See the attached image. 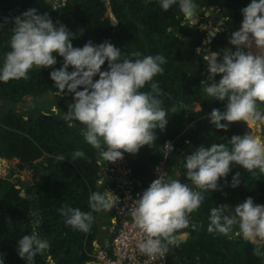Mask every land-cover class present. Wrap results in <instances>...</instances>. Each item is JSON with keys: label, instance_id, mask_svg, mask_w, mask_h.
Here are the masks:
<instances>
[{"label": "trees", "instance_id": "obj_1", "mask_svg": "<svg viewBox=\"0 0 264 264\" xmlns=\"http://www.w3.org/2000/svg\"><path fill=\"white\" fill-rule=\"evenodd\" d=\"M200 1L203 0H195L196 3ZM250 2L206 0L198 20L191 25L183 22L178 4L164 11L158 0H64L59 6H54L53 0H0V66L4 53L10 50L14 18L32 8L38 14L47 12L57 27L66 26L75 36L74 47L82 48L89 41L94 45L109 41L121 49L122 56L135 52L140 53V58L164 55L168 61L163 66L164 74L155 80L163 92L160 97L163 107L170 110L176 106L177 112L169 113L163 131L156 130V144L141 148L135 155L125 154L134 176L141 179L147 189L153 181L149 165L161 157L163 142L171 139L174 147L166 160L169 177L189 183L183 167L184 157L196 146L227 143L232 136H242L247 131L264 138V127L254 132L243 122L230 125L228 131L217 130L210 123L211 111L215 108L224 112L226 105L210 100L200 89L201 82L209 80L207 63L203 59L205 52L197 49L204 47L205 29H210L209 38L215 31L211 19L216 18L228 22L232 31L239 30L243 20L241 10ZM231 34L227 27L217 33L210 42V51L220 52L222 58L225 41ZM251 51L256 54L255 46ZM54 55L56 65L31 70L29 80L0 82V169L8 167L4 159L15 157L18 171L31 168L36 177L22 182L12 169L0 174V259L3 258V264H26L18 255L17 242L31 233L36 218L33 213L41 218L38 228L41 238L47 239L51 246L46 256L35 258V264H48L47 256L52 257V264H92L91 253L97 233L110 231V227H102L111 225L112 210L93 213L95 219L87 234L67 226L58 211L65 204L90 211V194L103 192L107 186L99 183L101 158L84 141L83 126L64 119L68 105L74 101L73 95L67 92L62 97L55 95L50 73L61 68L64 61ZM68 70L73 69L69 67ZM101 70H108L107 62ZM97 79L99 76L94 77ZM214 79L219 82L221 77ZM44 95L51 96L47 104L40 102ZM26 96L32 98L31 105L26 110H18L15 104ZM54 107L58 111L54 112ZM77 149L84 151L86 158L72 161ZM60 155L65 161L56 159ZM236 171L240 172L238 187L225 186L222 179L219 182L221 190L205 193L204 203L191 215L189 227L183 230L189 235L182 243L170 246L167 264H264V257L254 256L253 246L243 239H229L207 231L213 207H235L249 197L254 203L264 205V176L252 177L234 166L226 178L228 185Z\"/></svg>", "mask_w": 264, "mask_h": 264}, {"label": "clouds", "instance_id": "obj_2", "mask_svg": "<svg viewBox=\"0 0 264 264\" xmlns=\"http://www.w3.org/2000/svg\"><path fill=\"white\" fill-rule=\"evenodd\" d=\"M158 3L164 11L178 4L185 23L193 25L198 20L195 0H158ZM241 12V26L229 39L235 51L224 50L222 58L220 52L203 56L210 75L208 81L201 82L200 89L210 100L226 105L224 112L215 108L211 111L210 123L217 130L228 131L230 125L240 122L247 129L264 127V0H251ZM13 23L10 50L4 53L0 66V82L27 81L31 70L56 65L54 54H57L64 63L50 73L55 95L62 97L67 92L74 101L68 105L64 119L83 126L84 141L103 161L115 163L123 159L124 153L135 155L141 148L156 144V130L163 131L169 113L177 112L176 106L170 110L163 107L160 98L163 92L155 80L164 74L163 66L168 62L164 55L140 58V53L135 52L122 56L121 49L109 41L99 45L89 41L82 48L74 47V34L64 25L57 27L47 12L38 14L35 8L15 17ZM253 46L256 54L251 51ZM106 62L108 70L102 71ZM69 67L73 69L71 72ZM96 76L99 79L94 80ZM216 76L221 77L219 82L215 81ZM52 110L58 111L56 107ZM79 158L86 156L77 149L71 160ZM56 159L65 161L63 155ZM184 161L189 183L165 179L167 174L161 173L132 203V221L144 236L138 249L151 259L167 254L170 246L187 234L183 230L204 203L205 193L221 190L222 179L225 186H239V171L227 184L226 178L234 166L252 177L264 176V138L247 131L242 136H232L227 143L200 144ZM119 201L113 192L104 189L90 194L88 212L67 204L58 211L67 226L87 234L95 219L93 213L110 212ZM32 215L36 218L31 233L17 242L18 255L26 264H35V258L46 256L51 247L38 231L41 218L36 213ZM207 231L229 239L241 238L253 246L254 256L264 257V205L254 203L251 197L235 207H213ZM47 262L52 264L51 256H47Z\"/></svg>", "mask_w": 264, "mask_h": 264}, {"label": "built area", "instance_id": "obj_3", "mask_svg": "<svg viewBox=\"0 0 264 264\" xmlns=\"http://www.w3.org/2000/svg\"><path fill=\"white\" fill-rule=\"evenodd\" d=\"M63 1L54 0L53 5L59 6ZM173 147V140H165L161 157L149 165L153 180L159 178L161 173L167 174L165 179L169 178L166 160ZM100 181H104L107 190L113 192L120 201L112 209L113 232L111 230L108 237H100V243L97 238L98 244L93 242L92 264H167V254L151 259L138 249V244L144 236L134 225L130 209L134 206L132 203L146 190V186L141 179L134 176L130 160L125 153L123 159L115 163H106L101 159ZM98 234L100 236V233Z\"/></svg>", "mask_w": 264, "mask_h": 264}, {"label": "rangeland", "instance_id": "obj_4", "mask_svg": "<svg viewBox=\"0 0 264 264\" xmlns=\"http://www.w3.org/2000/svg\"><path fill=\"white\" fill-rule=\"evenodd\" d=\"M54 1V0H53ZM198 4V13L200 12V10H203V2L200 1ZM207 13L209 14L210 11H207ZM211 22H212V25H217V27H219L220 31H224L225 28H229V32L233 33L234 31H232V28L230 27V24L228 22H226L225 20H222V19H216V18H212L211 19ZM218 22V24H216ZM228 45V44H227ZM230 46V45H229ZM200 48V47H199ZM51 96H47V95H44L41 99H40V102H43L45 104L48 103V100ZM32 98L31 97H23L21 98V100H19L16 104H15V107L18 109V110H26L32 103ZM198 105H196V108H197ZM254 132H259L260 129H252ZM257 134V133H256ZM255 134V135H256ZM5 160V163L8 165L7 169L6 170H1L0 169V174L1 173H5V172H8L10 169L14 170L15 173H16V176L17 178H19L22 182H29L33 179H35L36 177L33 176V171L31 168H24L20 171L17 170V167H16V160L15 158H7V159H4ZM108 226V224L106 225ZM187 235V234H186ZM186 235H182V237L186 238Z\"/></svg>", "mask_w": 264, "mask_h": 264}, {"label": "water", "instance_id": "obj_5", "mask_svg": "<svg viewBox=\"0 0 264 264\" xmlns=\"http://www.w3.org/2000/svg\"><path fill=\"white\" fill-rule=\"evenodd\" d=\"M205 2H206V0H203V3H205ZM216 24H218V22H217ZM212 28L215 29L214 33H210V37L208 38V37H207V33L210 32V31H209L210 29H207V28H206V29H205V30H207L206 35H205V37L202 39V44L205 45L204 48H202V50L205 51V52H207V53H210V52H208V51L210 50V42H211V40H212V39L216 36V34L220 31V29H219V27H217V25H213ZM197 49H200V48L197 47ZM225 50H231V46L227 45V46L225 47ZM204 55H206V53H205ZM208 75H210L209 72H208ZM19 100H21V98H19ZM193 227H194V226H193ZM187 235H189V233H187ZM184 240H185L184 237H180L176 243H182Z\"/></svg>", "mask_w": 264, "mask_h": 264}, {"label": "crops", "instance_id": "obj_6", "mask_svg": "<svg viewBox=\"0 0 264 264\" xmlns=\"http://www.w3.org/2000/svg\"><path fill=\"white\" fill-rule=\"evenodd\" d=\"M11 158H15V157H11ZM16 159H17V158H15V160H16ZM16 162H18V159L16 160ZM99 221H102V219L99 220ZM110 223H111V225L104 226V227H102V228L110 227V231H111L112 228H113V227H112V222H111V220H110ZM110 231H108V232H103V233L100 234V236H99V234L97 233L96 238L99 240V243L101 242V238H100V237H105V235H106V237H108L107 235H110V234H109ZM112 232H113V230H112ZM112 232H111V233H112ZM96 238H95V240H94V244H98L97 241H96Z\"/></svg>", "mask_w": 264, "mask_h": 264}, {"label": "flooded vegetation", "instance_id": "obj_7", "mask_svg": "<svg viewBox=\"0 0 264 264\" xmlns=\"http://www.w3.org/2000/svg\"><path fill=\"white\" fill-rule=\"evenodd\" d=\"M202 2H203V1H202ZM205 32H207V30H205ZM218 33H219V32H218ZM227 44L230 45V44H229V40L225 41L223 51L225 50V47L227 46ZM203 45H204V44H203ZM204 46H205V45H204ZM202 48H204V47H202ZM202 48H200V49H202ZM231 51H232V50H231ZM204 52H205V51H204ZM208 52H212V51L209 50ZM205 53H207V52H205ZM222 54H223V52H222Z\"/></svg>", "mask_w": 264, "mask_h": 264}]
</instances>
